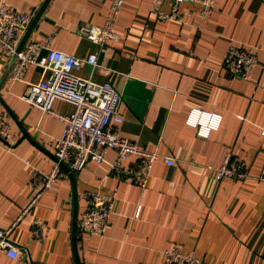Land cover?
<instances>
[{"label": "crops", "instance_id": "1", "mask_svg": "<svg viewBox=\"0 0 264 264\" xmlns=\"http://www.w3.org/2000/svg\"><path fill=\"white\" fill-rule=\"evenodd\" d=\"M45 0H0L19 10L38 12ZM154 0H125L115 30L118 41L105 45L77 34L79 25H102L112 0H50L29 40L54 28L56 49L84 57L98 54V66L83 65L78 75L111 81L122 95L120 132L140 148L157 151L145 187L109 173L107 163L89 162L55 182L11 232L20 248L16 258L0 251V264H162L163 250L177 245L195 251L203 264H264V0H215L213 11L184 3L186 21L158 20ZM163 8L170 10V5ZM33 18V17H32ZM256 51L250 79L233 77L224 67L229 47ZM15 56L0 58V110L14 140L0 138V228L23 212L35 191L33 168L49 171L55 142L64 124L21 98L42 69L31 66L23 81L12 74ZM54 108L71 112L56 100ZM215 114L217 124L207 128ZM200 132H209L207 135ZM228 154L243 160L253 177H216ZM163 156H175L168 165ZM110 150L107 158L113 160ZM130 156L124 165L137 161ZM117 191L104 235L79 234L76 221L88 191ZM48 225L36 240L34 219Z\"/></svg>", "mask_w": 264, "mask_h": 264}, {"label": "built area", "instance_id": "2", "mask_svg": "<svg viewBox=\"0 0 264 264\" xmlns=\"http://www.w3.org/2000/svg\"><path fill=\"white\" fill-rule=\"evenodd\" d=\"M125 0H112L105 22L102 25L81 24L77 34L96 44L105 45L119 40L115 30L117 19ZM202 6L201 15L210 14L215 0H154L152 12L158 20L177 19L186 21L189 12H182L181 6L186 3ZM170 5L166 11L163 6ZM33 15L14 8L8 3H0V58L15 56V67L12 79L23 81L31 66L42 69L38 80L29 81L21 98L39 108L42 114H51L64 124L61 136L55 142L54 163L49 171L33 168L30 185L35 194L23 212L7 228H0V251L11 258L20 255V248L11 238V232L25 212L35 204L38 198L55 182L65 178L67 172H79L89 162L107 163L109 173L119 179L145 187L148 183L154 163L161 157L157 151L140 148L134 141L120 132L123 116L119 110L122 95L109 81H97L92 76L84 77L76 73L83 65L90 64L96 68L97 52L84 57L54 48V37L57 28L46 37L28 40L23 49L17 52L20 40L29 26ZM258 65L255 50L232 44L225 56L224 67L233 77L250 79ZM56 100L73 105L71 112L63 113L54 108ZM212 117L208 129L217 124L216 115L200 113L199 118ZM207 135L209 132H200ZM264 135V130H262ZM11 124L5 113L0 110V138L14 140ZM110 150L116 157L109 160ZM137 156V161L124 165L130 156ZM168 165L177 163L175 156H163ZM216 177L244 180L253 177L245 162L238 156L228 154L222 165L216 168ZM264 182V168L260 175L255 176ZM117 191H88L84 194L85 209L77 221L79 234L104 235L114 211ZM48 225L36 218L32 222L31 234L36 240L42 241L47 234ZM162 264H203V259L195 252H184L177 245L163 250Z\"/></svg>", "mask_w": 264, "mask_h": 264}, {"label": "water", "instance_id": "3", "mask_svg": "<svg viewBox=\"0 0 264 264\" xmlns=\"http://www.w3.org/2000/svg\"><path fill=\"white\" fill-rule=\"evenodd\" d=\"M49 2H50V0H45L43 2L42 6L40 7V9L38 10V12L33 16L31 22L29 23L28 28L26 29L25 33L23 34V36L20 40V43H19L18 48H17V52H20L23 49V47L25 46V44L27 43V41L30 39L32 31L34 30V28L38 24L40 18L42 17L44 11L47 8ZM77 221H76V230H77Z\"/></svg>", "mask_w": 264, "mask_h": 264}]
</instances>
